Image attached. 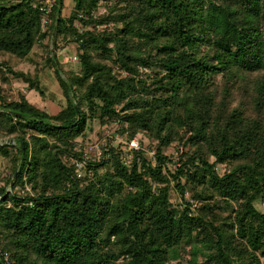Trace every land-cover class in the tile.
<instances>
[{"label": "trees", "instance_id": "1", "mask_svg": "<svg viewBox=\"0 0 264 264\" xmlns=\"http://www.w3.org/2000/svg\"><path fill=\"white\" fill-rule=\"evenodd\" d=\"M32 3L0 5V56L32 61L48 39L55 68L54 33L55 50L77 44L81 69L55 68L65 103L52 114L24 93L7 98L14 78L45 91L38 72L0 59V138L25 148L0 199V251L17 264H264V0H74L68 15L57 0L47 30ZM95 121L148 138L155 164L143 147L129 158L109 145L87 165L95 179L79 178L66 157L82 158ZM183 140L188 152L164 175V149ZM12 149L14 174L20 148L0 145ZM171 177L183 194L190 185L196 215L172 203ZM26 184L32 193L15 191Z\"/></svg>", "mask_w": 264, "mask_h": 264}, {"label": "rangeland", "instance_id": "2", "mask_svg": "<svg viewBox=\"0 0 264 264\" xmlns=\"http://www.w3.org/2000/svg\"><path fill=\"white\" fill-rule=\"evenodd\" d=\"M66 4L64 3V6H65L64 13L65 15H68L71 8L73 7L74 0L73 1L66 0ZM96 12L98 15H101V14L107 13L108 9L107 7H102L101 9H99V11L98 10L95 11V13ZM76 26L79 28H82L81 22H77ZM47 40L35 46L32 52V55H31V57H33L32 61L28 60L24 63H19L15 58L14 60H11V58L8 60L7 58L8 55L0 56V59L5 60V61L8 60V62H10V64L16 70H21V71H24L26 73H31V74H35L38 72L41 85L43 86V89L45 91V94L43 95L39 91L30 90L27 82H25L24 80L20 78H14L11 81L13 89L11 92L7 94V98L9 100H15L19 98V95L20 93H23L22 92L23 90L25 92L29 91L27 98L31 103L49 111L50 113L51 112L54 113L55 110L58 109V107H56L55 103L52 101L54 100V98H56L58 102L60 98L57 97V93L62 95L63 91H61L62 89L61 87H59L53 75L55 74L54 70L57 67L55 68L51 67L44 60L47 55L46 54L47 52H46V48L43 45V43L46 44ZM50 41H51L50 55H51V58H55V60L57 59L59 61V69L62 72L65 71L67 73H71V72L79 73L81 69L80 61L74 60V57L77 55V48H76L77 44L73 42L64 44L61 42L60 48L55 50L54 44L52 45V38ZM54 43H55V38H54ZM140 69L143 73H151L150 69H147L144 67H140ZM122 75L124 76V73H122ZM62 102L65 103V99L64 100L62 99ZM118 125L119 124L117 122L106 123L102 125L100 124V122L95 121L93 122L91 129L88 131L89 133L88 139H84V140H82V138L78 139V146L76 149L78 151H81V154H83L85 158L87 157L88 163L99 162L101 159L99 157L100 151L101 153H103L107 148H109V145H112L115 148L122 147L125 141V137H123L122 134L117 132ZM135 138L138 139L140 146L144 148L147 159H149V161H151V163H153L154 165V163L156 162V158L153 159L151 154L154 153L155 157H156V154H155L154 146H151V141L148 138L144 137L142 134L137 135ZM11 139L14 140L16 144L19 143L18 138H16L15 136H11L7 138H0V145H3L2 142L4 140L9 141ZM184 140L182 142H176L164 149V153L172 159V162H169L166 166L167 168L165 169V171H163L164 175L167 176L170 170H172L173 172H176L179 165L181 164L180 158H182L184 154L188 152L189 146L185 145ZM142 141H143V144H142ZM16 144L12 143L11 145L18 147V145ZM16 151H17L16 149L10 150L9 155H4L0 153V199H3L8 193H11V194L14 193L13 187H14L15 182L11 185V181L14 176V174L12 173H13V168H14V158L16 156ZM126 156L124 155L125 159L129 163L130 160H128L129 158ZM70 158L71 156L66 157V161L70 163H74ZM75 160L77 161L76 158ZM87 165L81 168L80 170V172L82 173L81 178L84 179V177H87L86 179L87 181L91 180L92 178L95 179L94 178L95 171L92 169H89L90 167L88 168ZM17 168H18V164H17ZM218 170L220 173H224L226 170V167L223 165H220L218 167ZM105 171H106V167H103L98 170V173L103 174ZM8 179H10V181H8ZM170 179H171V182L169 184L165 183L163 185L168 186L169 191H170L171 201L174 204V206H177L183 209L187 206V201H189L192 207V212L194 215H196L198 213L197 208L201 205V202L192 197V193L189 189L190 185L187 186L188 188L185 190V193L183 194L176 187L175 180L172 177ZM181 181L183 184H186L185 177H181ZM156 185L157 184L154 183L155 187ZM3 188H5V194H1V191L3 190ZM15 191L19 193L20 195H25L28 192L32 193L31 187L28 184H26L23 187L18 186ZM11 203L12 202L8 204L11 205ZM256 206L260 211L264 212V200L263 199H259L256 202ZM112 241H114V238H112ZM262 261L264 263V257H262Z\"/></svg>", "mask_w": 264, "mask_h": 264}, {"label": "built area", "instance_id": "3", "mask_svg": "<svg viewBox=\"0 0 264 264\" xmlns=\"http://www.w3.org/2000/svg\"><path fill=\"white\" fill-rule=\"evenodd\" d=\"M23 0H0V5L4 6H12L17 5L21 3ZM57 4V0H33L32 6L35 9H38L41 13V26L44 30L48 29V26L50 24V14L52 13L54 7ZM74 60L78 61L79 57L76 55L74 57ZM140 143L137 138H125V141L122 145V149L127 151V156L130 158L132 156V152L134 149H140ZM153 159L156 157L154 156V153L151 154ZM87 156V155H86ZM103 156V153H99V157L101 158ZM74 163L75 166V172L79 178L82 177V173L80 172L81 168L87 165L88 160L87 157L83 155L81 159L75 160V157L71 156L70 158ZM125 163H128L127 160L124 157ZM155 164V163H154ZM10 206V205H9ZM0 264H17L15 259L13 258L12 254L8 251H0Z\"/></svg>", "mask_w": 264, "mask_h": 264}, {"label": "water", "instance_id": "4", "mask_svg": "<svg viewBox=\"0 0 264 264\" xmlns=\"http://www.w3.org/2000/svg\"><path fill=\"white\" fill-rule=\"evenodd\" d=\"M54 37H55V35H54V33H53V36H52V45L54 44ZM54 61V64H55V66L59 69V66H58V64H57V61L54 59L53 60ZM76 109L78 110V108L76 107ZM16 144V142L14 141V140H9V141H3L2 142V144L4 145V144ZM16 145H18L19 146V148H20V153H19V163H18V168H17V170H16V172L14 173V176H13V179H12V181H11V185L15 182V179H16V177H17V175H18V172H19V168H20V166H21V164H22V161H23V157H24V144H23V142L22 141H20L19 140V143L18 144H16ZM7 193V192H6Z\"/></svg>", "mask_w": 264, "mask_h": 264}, {"label": "crops", "instance_id": "5", "mask_svg": "<svg viewBox=\"0 0 264 264\" xmlns=\"http://www.w3.org/2000/svg\"><path fill=\"white\" fill-rule=\"evenodd\" d=\"M73 1V0H72ZM64 3L66 4V0H64ZM67 5V4H66ZM74 8V4H73V7L71 8V10H70V12L72 11V9ZM70 12H69V14H70ZM7 58H8V60L11 58V60H14V58L13 57H10L9 55L7 56ZM10 60V61H11ZM19 62V61H18ZM19 63H21V62H19ZM54 75V77H55V80L57 81V83H58V85H59V87H61L60 86V82H59V80H58V78H57V76H56V74H53ZM57 78V79H56ZM62 89V88H61ZM62 91V90H61ZM24 94H26V95H28V92L29 91H27V92H25L24 90L22 91ZM60 94H58L57 93V97L58 98H60L59 99V101L57 102V99L56 98H54V100L52 101V102H54L55 103V106L56 107H58V109L57 110H55V112L54 113H52V114H56V113H58L59 111H60V109H61V106L64 104V102H62V99L64 100L65 99V97H64V95H63V93H62V95H60ZM41 108V107H40ZM45 110V109H44ZM47 111V110H46ZM49 112V111H48ZM50 113V112H49Z\"/></svg>", "mask_w": 264, "mask_h": 264}]
</instances>
